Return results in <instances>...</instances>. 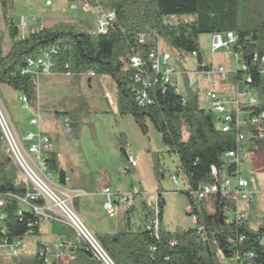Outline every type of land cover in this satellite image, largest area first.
<instances>
[{
	"label": "trees",
	"instance_id": "trees-1",
	"mask_svg": "<svg viewBox=\"0 0 264 264\" xmlns=\"http://www.w3.org/2000/svg\"><path fill=\"white\" fill-rule=\"evenodd\" d=\"M12 2L0 0V86L11 87L25 98L28 106H32L37 100V75L21 74V69L28 58L55 46L56 52L50 57V73L80 77L93 72L94 76L109 77L115 84L118 114L131 116L143 134L148 133V123L151 124L161 138L164 151L177 158L178 172L187 181L188 189L183 192L189 199L197 224L204 228L205 239L196 228L177 229L174 233L165 229L162 222L165 201L158 187V237L145 228L146 221L153 214L145 199L139 201V224L131 222L136 212V206H133L123 212L115 232L94 235L111 260L115 264H223L238 251L251 252L254 264H264V244L259 241L264 235V216L254 221L246 216L225 222L221 205L232 201L229 196L218 192L196 202L191 195L200 185L212 182V166L217 168L220 177L224 169L230 168L222 156L235 148V129L223 132L216 126L211 110L200 106L198 93L189 86L186 70H183L186 94L181 95L174 87L153 76L147 62L149 50L157 44L154 35L174 49L179 58L185 53H195L198 64L203 59L199 52V35L215 32H233L237 36L235 51L242 53L245 62L254 52L264 55V0H106L116 15L114 25L106 33L80 31L76 24L57 22L28 32L23 38H20V29L11 16ZM183 14H197V18L191 22H169L171 16ZM139 35L149 36V39L140 43ZM132 55L142 61L141 73L143 79L148 80L145 90L153 100L151 104L138 105L130 91L134 80L128 61ZM248 65L253 79L250 86L261 96L263 79L253 64ZM233 78L240 80L241 73L237 72ZM262 109L263 99L257 107V110ZM75 111L77 107L56 112L58 117L68 119L70 130L77 124ZM119 138L123 146L122 135ZM2 143L0 129V146ZM250 148L264 154V142H252ZM150 154L156 176H162L160 152L152 151ZM45 163L47 169L57 176L58 182L64 184L66 174L58 155L52 151L46 153ZM25 194L26 184L19 169L5 150H0V198L4 201L0 242L4 239L13 242L29 230L31 235H39L43 218L26 207L18 214L20 205L16 197H25ZM32 203L45 205L42 198ZM72 205L78 209V197L72 199ZM28 222L33 226L29 227ZM73 235V229L68 227L67 239ZM172 240L176 243L171 244ZM70 245V253L62 259L66 264H103L93 258L83 239H78L76 245ZM12 261L14 264L31 263V260L21 257L17 260L13 257ZM34 264H40L38 255Z\"/></svg>",
	"mask_w": 264,
	"mask_h": 264
},
{
	"label": "built area",
	"instance_id": "built-area-1",
	"mask_svg": "<svg viewBox=\"0 0 264 264\" xmlns=\"http://www.w3.org/2000/svg\"><path fill=\"white\" fill-rule=\"evenodd\" d=\"M52 5V0H45L44 6ZM69 8L77 11L90 12L92 9L97 11L96 32L106 33L108 28L112 27L116 21L115 12L106 4V0H73ZM31 10V9H30ZM20 38L26 35V32L40 30L44 26L42 21L37 20L35 16L29 18L22 17L20 21ZM157 42L156 47L149 50L147 62L153 76L159 81L175 88L177 92L179 81L182 82L184 72H176L171 66V54L163 49L159 42L158 36H153ZM149 36L139 35L140 43H146ZM237 44V36L233 32H215L210 36V49L212 53L211 63L205 62L203 59L195 70L185 73L189 80V86L198 84L199 79H203L204 100L208 104V109L214 115L216 126L223 132H228L232 128L235 129V148L225 152L222 160L230 164V168L224 169L223 175L220 177L215 166L211 167L212 182L200 185L196 190L191 192L193 201H201L206 197H210L218 192L229 196L232 200L230 203L221 205V215L225 222L234 219L245 218L247 215L239 209L240 201L251 204L255 197V192L250 187L246 178L242 176L245 167V161L248 157V151L251 150L252 142H264V109L257 110L261 99L264 100V55L254 52L248 62L243 60L242 53L235 51ZM226 48L232 50L234 58L238 63L239 70L231 72L221 65L214 64V53L220 49ZM56 52V47L51 46L41 51L36 56L26 60L25 66L21 69V74H50L52 62L50 57ZM195 56V53H193ZM129 64V65H128ZM128 66L133 70L134 83L130 87V91L134 97V101L140 105H148L152 103V98L148 95L145 87L148 86V80L143 79L142 61L136 56L129 57ZM256 67L257 73L263 79V93L260 94L251 85L252 76L249 73V65ZM245 73L246 78L244 85L240 80H235L233 76L237 73ZM230 73V74H229ZM232 74V76H231ZM87 75L94 76L93 72ZM230 76V80L228 81ZM200 77V78H199ZM198 87V86H197ZM199 89V88H198ZM24 105L28 106L25 98H21ZM41 115L37 113L30 119V124L37 129V132H28L24 140L28 145H23L22 139L17 135L14 125L6 113L5 109L0 105V129L3 134V143L0 150L4 149L9 158L17 166L20 171L21 179L26 184L25 197H16L19 202L21 214L23 207H26L31 213L39 215L43 220H49L56 223H64L73 229L74 233L83 239L89 246L93 258L99 260L103 264H115L108 254L101 247L95 236L88 230L84 223L79 219L73 209L72 199L64 185L55 182V174L47 169L45 163L46 153L52 150V142L48 135L41 131ZM63 131L66 138H71L70 124L66 117H61ZM246 143L248 149H246ZM128 166L121 169V174H126L130 167H135L136 162L133 160L131 153L127 154ZM65 178V183L67 182ZM173 183H177L176 177L171 176ZM60 183V184H59ZM57 190V193L55 189ZM98 192V191H97ZM105 196L103 209L109 217L116 216L118 211H127L143 199V193L139 189L133 188L124 192L120 185L117 187L106 186L100 191ZM84 194V192H83ZM42 198L45 201L44 206L34 205L32 202ZM146 201V200H145ZM148 206L153 210L152 216L146 221V230L151 231L155 237H158V229L160 225V213L158 209V193L149 196ZM4 201L0 198V220L4 218L2 208ZM195 223L197 233L205 239L204 228L197 224V219L192 214L191 205L186 209ZM28 226L32 227V222H28ZM29 230L23 237L9 242L4 239L0 242V257L9 258L8 264H14L13 257L18 256L24 248H26L25 239L31 235ZM243 237L239 238L241 240ZM264 244V235L259 238ZM176 241L172 240L171 244ZM37 255L40 264H57L71 251V245L65 239H60L54 243L41 242L36 243ZM253 253L251 252H234L228 259L229 264H254L252 262ZM0 264H2L0 262Z\"/></svg>",
	"mask_w": 264,
	"mask_h": 264
},
{
	"label": "rangeland",
	"instance_id": "rangeland-1",
	"mask_svg": "<svg viewBox=\"0 0 264 264\" xmlns=\"http://www.w3.org/2000/svg\"><path fill=\"white\" fill-rule=\"evenodd\" d=\"M12 1L11 16L15 25L18 27L22 17L29 18L33 15L37 20L43 22L44 27V24L48 20H50L49 22H55L58 19H62L78 23L77 26L80 31L95 30L96 32L97 16L92 10L88 13L80 11L79 17H77L78 15L75 16L78 10L74 11L69 8L73 0H53L55 3L52 8H45L44 0ZM51 16L58 18L53 19ZM196 18L197 14L174 15L169 18V22H191ZM210 36V34H201L198 37L199 52L203 60L207 63H211L212 61ZM159 44L171 54L170 64L176 72L183 70L190 72L196 69L197 58L194 55L185 53L179 58L176 51L167 47L162 40H160ZM214 64L223 66L230 73L239 70L233 51L227 50L226 48L214 53ZM65 75L52 73L38 75L37 100L29 108L23 106L24 103L17 91L7 85H1L0 105H2V108L5 109L10 117L20 139L28 132H37V129L30 124V119L37 115V113L41 115L40 111L35 108L39 103L41 104V109L45 112H47L46 110L48 112H52L55 109L59 110L61 106H67L69 100L73 102L72 109L77 107V111H75L77 124L71 130V138L67 139L63 131L61 117L64 116L58 117L55 112V116L53 117L41 115L40 121L41 131L44 134L49 132L52 140V149L59 155L60 164L66 176L69 178L67 186H64L68 193H71V196L76 194L77 196L75 195V197H78L79 208L76 210L73 207V209L79 219L87 226L88 230L93 235H98L115 227L117 230L118 224L121 222L123 211L116 209V216L109 217L103 208L99 209L104 199L97 195V191L101 189H96V186L104 182H108V185L111 187L120 185L121 190L124 192L130 191L133 188L139 189L138 187L140 185L145 189L147 188V194L144 193V199L147 205L149 204V196L155 193L151 189L154 190L159 187L165 201L163 208V226L165 229L174 233L177 229L188 230L195 228V223L192 222V218L186 210L189 206V199L183 192L188 189L185 176L181 172H178L177 158L175 156H169L164 151L161 138L153 126L148 123V133L143 134L131 116H123L115 113L113 107H110L105 98L106 92L102 82H100V77H94L92 80L93 86L88 88L82 85L78 87L80 77L71 74ZM71 78L75 79L74 81L78 80V85L72 84L73 81ZM245 78V73H241V83L243 86H245ZM228 81H231L230 76ZM70 86L72 90L74 89V92L70 91ZM203 87V79H199L198 84L192 86L191 89L198 93L200 106L208 109V104L205 102L203 96ZM178 91L181 95L186 94L183 80L182 82L179 81ZM42 96L46 97L45 103L43 98L40 100ZM80 98L81 101H78ZM39 100L40 102H38ZM82 102L85 103V106ZM120 135L123 137V146L120 144ZM121 148H123L124 152L120 150ZM246 149H248L247 143ZM152 151L160 152L159 163L162 176H156L154 170L153 177L148 171L147 177H139L136 170H131L127 174H121V169L128 166V153H131L133 160L141 166L145 159L152 161L150 154ZM172 175L176 177V184L171 180ZM242 176L248 180L250 187L255 192V197L251 204L240 201L239 209L254 221L256 218L264 216L263 152L256 150L248 151ZM142 178L145 179L142 180ZM55 181H58L56 175ZM129 184H132V187L126 189ZM55 191L57 192L56 189ZM83 192L86 194H83ZM89 201L92 202V205L99 204L94 207V213L93 211H87L85 209L89 205H84ZM135 206L136 212L132 215L131 222L132 224H139L141 221L140 203L137 202ZM52 223V221L43 220L41 224L42 231H51ZM56 227L58 228L60 226ZM60 236L62 235L58 233L52 235L51 232L42 235V237L39 235L28 236L25 239L26 248L15 257V260L22 257L25 260H31L30 264H34L37 257L36 241L40 239L55 240ZM73 239L77 242L79 237L75 234ZM223 264L229 263L223 262Z\"/></svg>",
	"mask_w": 264,
	"mask_h": 264
},
{
	"label": "crops",
	"instance_id": "crops-1",
	"mask_svg": "<svg viewBox=\"0 0 264 264\" xmlns=\"http://www.w3.org/2000/svg\"><path fill=\"white\" fill-rule=\"evenodd\" d=\"M45 1V0H44ZM54 1L52 0V5L51 6H48V7H45V8H52L53 6H54ZM81 10H78V12H76L75 13V16L76 15H78L77 17H79V12H80ZM92 11H93V13L97 16V11L95 10V9H92ZM81 12H83V11H81ZM84 13H86V12H84ZM88 13V12H87ZM53 19H57L58 17H55V16H51ZM47 19H51V18H47ZM50 20H48L47 22H46V24H44L45 25V27H50V26H52V25H54L55 23H57V22H68V23H73V22H71L70 20H68V21H65V20H60V19H58L57 21H55V22H49ZM43 23V22H42ZM73 24H76V25H78V23H73ZM87 28V27H86ZM87 31V30H86ZM88 32H95V30H91V31H88ZM40 75H46V74H40ZM39 75V76H40ZM63 75H65V74H63ZM65 76H67V75H65ZM94 77H96V76H89V75H87V74H83V75H81L80 76V83H79V85H78V80H76V81H74L75 79H72V84H74V85H78V87L79 86H83V87H88V88H91L92 86H93V78ZM70 79V80H71ZM69 80V81H70ZM100 82H102V84H103V86H104V89H105V92H106V94H105V98H106V100H107V102H108V104L110 105V107H113V109H114V112L115 113H118L117 112V104H116V89H115V84L113 83V81L109 78V77H107V76H101L100 77ZM71 85V84H70ZM71 87V86H70ZM69 87V89H70V91L71 92H74V89L72 90V87L70 88ZM20 94V93H19ZM20 96H21V94H20ZM73 97V96H72ZM44 99V103H45V101H46V97H41L40 98V100L41 99ZM40 100L38 101V102H40ZM41 104L39 103L35 108L37 109V110H39L40 111V113H41V115L42 116H48V117H50V116H55L54 115V113L55 112H57V111H59V112H63V111H66V110H70V109H72L73 108V102L71 101V100H69L68 101V104H67V106H61V108L59 109V110H52V112L50 111V112H48V110H46L47 112H45L44 110H42L41 109V106H40ZM28 108H29V106H27ZM65 117V116H64ZM46 135H48L49 137H50V135H49V132H47V133H45ZM26 135H24L23 137H21V139H22V143H23V145H28V142L27 141H25L24 140V137H25ZM50 139H51V137H50ZM51 142H52V140H51ZM26 143V144H25ZM52 152H55L54 151V149H52L51 150ZM58 155V154H57ZM126 155V154H125ZM58 158H59V155H58ZM60 161V160H59ZM61 165V164H60ZM131 170H136V172H137V174H138V176L139 177H147V171L150 173V175L153 177L154 175H153V164H152V161H148L147 159H145V161H144V163H142L141 164V166H140V164L137 162V164H136V166L135 167H130L129 168V171H128V173L129 172H131ZM144 173V174H143ZM127 174V173H126ZM66 178L68 179L67 180V182L66 183H64L63 185H66L67 186V184H68V182H69V178L66 176ZM145 178H142V180H144ZM56 182V181H55ZM58 182V181H57ZM106 186H110V185H108V182H104V183H102V184H99V185H97L96 186V189H103L104 187H106ZM65 187V186H64ZM132 187V184H129V186L126 188V189H129V188H131ZM139 189H140V191H142V193H143V199H144V196H145V194L144 193H146L147 194V188L145 189V188H143L141 185L138 187ZM158 189V188H157ZM157 189H151V191H154L155 193L157 192ZM101 191V190H100ZM100 191H98L97 192V195L100 197V198H102V199H104V202H105V196L103 195V194H101L100 193ZM99 193V194H98ZM155 193L154 194H151V196H153V195H155ZM84 194H86V193H84ZM75 195L76 194H74L73 196L75 197ZM77 196V195H76ZM103 202V203H104ZM78 203H79V201H78ZM103 203L101 204V206H103ZM86 205H89L88 207H85V209H87V211L89 210V211H93V213H94V207L95 206H97V205H99V204H93L92 205V202H88V203H85V205L84 206H86ZM99 207V209L100 208H103V207ZM78 208H79V206H78ZM84 214H85V212H84ZM114 217V216H113ZM53 222V221H52ZM163 222V221H162ZM84 223V222H83ZM42 224V223H41ZM53 225H52V228H51V231H42V229H41V225H40V228H39V236H41L42 237V235H46V233H48V232H51L52 233V235H54V234H56V233H58L59 235H62V236H60L59 238H57V239H55V240H42V239H40V240H38V241H42V242H46V243H54V242H56V241H58V240H60V239H65V240H68V243L69 244H73V245H76L77 244V242L73 239L74 237H75V235H73L71 238H69V239H67V236H66V233H67V231H68V225H66V224H64V223H56V222H53L52 223ZM55 224V225H54ZM61 224V225H60ZM85 225V224H84ZM56 226H60V227H56ZM61 226H64V227H61ZM86 226V225H85ZM87 227V226H86ZM116 230V227L114 228V229H111V230H108L107 232H105V233H113L114 231ZM49 236V235H48ZM38 241H36V243L38 242ZM22 258V257H21ZM1 263L2 264H8L9 263V258H7L6 256H2L1 257ZM57 264H66L65 262H63L62 261V259L61 260H59L58 262H57Z\"/></svg>",
	"mask_w": 264,
	"mask_h": 264
},
{
	"label": "water",
	"instance_id": "water-1",
	"mask_svg": "<svg viewBox=\"0 0 264 264\" xmlns=\"http://www.w3.org/2000/svg\"><path fill=\"white\" fill-rule=\"evenodd\" d=\"M188 215H190V214L188 213Z\"/></svg>",
	"mask_w": 264,
	"mask_h": 264
}]
</instances>
